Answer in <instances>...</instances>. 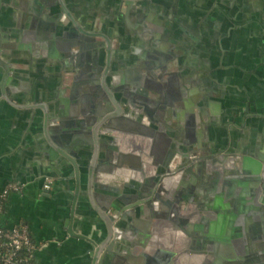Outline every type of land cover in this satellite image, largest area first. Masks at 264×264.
<instances>
[{"label":"crops","instance_id":"1","mask_svg":"<svg viewBox=\"0 0 264 264\" xmlns=\"http://www.w3.org/2000/svg\"><path fill=\"white\" fill-rule=\"evenodd\" d=\"M63 1L74 23L56 20L57 3L51 8L41 0H0V191L7 182L20 185L8 193L0 222L28 224L36 264L91 262L89 242L67 230L72 177L69 188L58 178L48 193L39 179L47 174L53 181L60 171L57 158L50 157L49 140L77 132L52 121L44 126L43 106L52 119L60 114L62 124L80 116L90 100L83 98V70L94 55V40H110L114 70L107 82L126 91H114L123 99L124 116L113 127L120 165L95 173L94 201L123 204L121 196L129 201L130 186L170 157L168 165L174 167L187 150L228 151L237 160L238 185L246 180L239 167L248 155L264 181V0H136L129 10L120 0ZM64 25L86 37L68 46L66 54L63 46L74 35ZM135 84L145 95L129 89ZM5 88L16 103L37 104H11L1 95ZM56 161L62 170L70 167L64 156ZM77 203L71 227L102 236L103 222L85 188ZM127 221L130 231L147 235L143 243L133 240L127 247L132 264H193L190 256L176 255L184 230L137 212ZM184 238L189 247L198 244L191 236Z\"/></svg>","mask_w":264,"mask_h":264},{"label":"water","instance_id":"2","mask_svg":"<svg viewBox=\"0 0 264 264\" xmlns=\"http://www.w3.org/2000/svg\"><path fill=\"white\" fill-rule=\"evenodd\" d=\"M41 1L48 5L46 7L60 5L54 11L56 20L61 21L65 17L72 23L75 22L63 0H52V4L48 0ZM135 1L120 0L127 10L134 6ZM64 30L70 37L74 35V38L66 40L63 46L66 54L68 46L70 48L72 44H80L79 38L86 37L72 32L71 26L68 25H64ZM49 36L53 38L54 33H49ZM53 54L56 56L57 53L54 51ZM110 66V41L106 39L102 54L91 56L85 66L86 71H83L87 83L83 98L85 102L90 100L88 105L84 104L79 109L80 116L76 121L67 119L62 124L60 114L59 119H52L43 106L44 126L48 121H52L56 126L61 124L63 129L74 127L77 132L71 133L69 130L62 133L54 143L48 139L54 148L49 149L50 157L58 159L60 155L64 156L70 161V167L60 169L61 165H58L56 159L54 165L56 164L60 171L54 182L52 179L46 180L48 175L44 174L39 179L40 186L48 193L50 188H56V180L62 178L60 180L69 188L68 176L72 177L73 185L69 191L73 197L70 216L66 219L67 230L70 235L82 237L89 242L90 264H122L125 257L124 263L132 264L125 256L127 247L133 240L143 243L147 237L134 230L130 231L127 219L136 212L149 218L155 216L160 222H169L184 230L185 238L191 236L194 242H198L197 245L189 247L183 237L175 247L177 256H190L193 264H264V181H260V175L251 167L253 159L248 155L241 158L239 168L245 171L246 180L239 185L236 181L237 160L230 158L228 151L219 149L220 152L214 155L208 151L211 155L204 159L193 157L188 164H183L179 159L174 167H170L168 160L171 157L161 162V166L156 164L150 175L130 186L129 201L119 197L123 204H98L94 201L91 190L97 186L95 173L106 166H119L122 157L119 143L113 136V127L117 119L124 116L121 107L123 99L118 100L113 91L120 90L123 95L126 91L121 87L116 88L114 83L106 85V76L114 70ZM7 71L6 68L3 79L7 77ZM161 71L167 72L166 68ZM154 72L158 74L160 71ZM100 83L105 86V94L96 90L97 86H101ZM129 89L145 95V91L136 84ZM11 93V89L5 88L2 89L1 95L11 104L20 107H33L37 104L16 103ZM183 142L185 141L181 143ZM114 145L116 149H113ZM195 153L196 151L188 150L183 155ZM83 173L86 174L84 183L81 181ZM81 188L87 190L88 202L103 222L104 231L100 233H103L102 236L91 237L71 227L70 218L75 209H78L77 198ZM238 192L240 197L236 195ZM133 233L136 239L132 238Z\"/></svg>","mask_w":264,"mask_h":264},{"label":"built area","instance_id":"3","mask_svg":"<svg viewBox=\"0 0 264 264\" xmlns=\"http://www.w3.org/2000/svg\"><path fill=\"white\" fill-rule=\"evenodd\" d=\"M49 180V177H46ZM47 187V184L44 183ZM20 189V185L15 182H7L0 191V197L6 198L8 193L12 190ZM1 212V205H0ZM5 238V251L0 250V264H36L34 261L28 259L27 256H19L17 251L19 248L24 247L27 251L35 248L32 243L30 234L28 232V225L26 223L12 224L6 226L0 222V239ZM29 252V255L31 254Z\"/></svg>","mask_w":264,"mask_h":264},{"label":"flooded vegetation","instance_id":"4","mask_svg":"<svg viewBox=\"0 0 264 264\" xmlns=\"http://www.w3.org/2000/svg\"><path fill=\"white\" fill-rule=\"evenodd\" d=\"M107 39V38H106ZM106 39H104V41L102 40V41H95L94 40V55L97 53V54H102V50L103 49H105V47H106ZM110 41V40H109ZM110 48H111V51H112V46H111V43H110ZM84 71V70H83ZM86 71V70H85ZM84 71V72H85ZM110 83H108L107 82V76H106V85L107 86H110L109 85ZM100 85L101 86H97V92L100 90V92H102L103 94H105L106 93V91H105V86H103L101 83H100ZM113 93H114V91H113ZM94 106H95V101H94ZM219 149L220 150H222L220 147L217 149V150H215L214 152H210L211 154H217V153H219L220 151H219ZM188 151V150H187ZM191 151H196V153L194 154V155H191V154H186V155H182L183 157H182V162H183V164H188V163H190L191 161H192V158L193 157H195V158H197V159H204V158H206V157H209V155H211V154H209L208 153V151L206 152V153H200V151H197V150H191ZM186 152V151H185ZM175 166V165H174Z\"/></svg>","mask_w":264,"mask_h":264},{"label":"trees","instance_id":"5","mask_svg":"<svg viewBox=\"0 0 264 264\" xmlns=\"http://www.w3.org/2000/svg\"><path fill=\"white\" fill-rule=\"evenodd\" d=\"M5 199L6 198H2V197H0V205H1V211L3 210V208H4V204H5ZM19 224V223H26L25 221H23V220H20V221H17V222H15L14 224ZM27 224V223H26ZM28 225V224H27ZM28 232H29V234H30V237H31V240H32V243H34V240H33V238H32V235H31V232H30V229H29V226H28ZM35 244V243H34ZM5 238L4 237H2L1 239H0V250L2 251H5ZM33 251H34V249L32 250V252L29 250V251H27V249L26 248H24V247H21V248H19L18 249V251H17V254L19 255V256H27L28 257V259H30V260H32V261H34V255H33ZM29 252H31V254L29 255ZM2 264V263H1Z\"/></svg>","mask_w":264,"mask_h":264}]
</instances>
